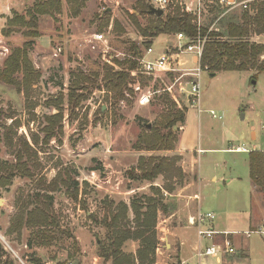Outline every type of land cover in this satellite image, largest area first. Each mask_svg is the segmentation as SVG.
Returning <instances> with one entry per match:
<instances>
[{
  "label": "rangeland",
  "instance_id": "obj_1",
  "mask_svg": "<svg viewBox=\"0 0 264 264\" xmlns=\"http://www.w3.org/2000/svg\"><path fill=\"white\" fill-rule=\"evenodd\" d=\"M58 1L59 5H51L50 0H0V71L13 50L32 42L29 57L42 75L29 100L15 87L0 82V110L14 114L22 124L11 143L1 145L0 160L15 164V152L24 144V138L32 147L33 135L44 138L42 129L46 126V117L58 114V109L49 102L55 98L64 99L62 136L48 146L35 147L39 153L34 159V166L38 169L39 177L30 180L17 176L11 185H0V264H36V260H41L42 264H112V260L105 261L98 255L109 232L99 223L119 204L130 206L133 199L150 196L151 186L164 187L166 183L163 177L154 182L140 179L141 174L136 169L141 157L166 156L180 160L178 165L186 178L182 186L176 185L175 192L166 201L171 206L170 215L176 214L168 224L173 226L177 220L185 225L187 216L195 212L186 200L175 196L195 180L196 169L192 173L191 168L195 165L197 154H182L179 152V142L175 150L168 152L149 153L133 149L145 131L159 121L165 109L162 97L168 94L164 91L165 85L160 80L131 77L129 88L133 94L124 92L125 99L113 106V95L103 82L107 63H104L99 49L93 50L85 42L93 34H106L112 64L115 59H130L132 43H137L141 51L145 48L139 41L140 34L131 16L137 17L136 21L143 28L148 27L154 19L140 14L138 0ZM147 2L149 5L150 1ZM216 14L214 11L207 18L206 26L213 24ZM241 15H229L221 26L222 31L226 22L232 19L238 21ZM22 19L36 28L22 26ZM12 20H18V23L10 26ZM111 25L112 30L109 31ZM7 30L12 31L10 36L4 33ZM33 31L38 32L40 37L33 40L29 38L27 35ZM250 40L264 44V34H253ZM152 41L156 53L164 52L167 46L176 45L174 35L161 34ZM179 60L182 65L178 68L184 71L197 68L191 56L184 54ZM80 73L88 76L89 81L76 94H84L87 100L73 114L68 104L69 89L72 75ZM180 74H170L164 81L168 86H174L181 107L191 109L189 119L196 116V144L207 150L200 155L201 163L197 167L204 179L201 186L204 198L201 211L215 215L214 226L236 230L239 241L237 250L233 245L234 254L206 257L200 261L197 249L211 246V240L200 241L197 238L195 244L194 238H191L190 244L179 254L180 258L176 251L169 257L160 234V252L156 264H180V261L182 264H264V233H259L264 232V211L259 204L258 211L254 209L252 182L248 181L251 179L245 163L248 155L222 151L233 134L246 135L248 125L263 118L264 73L219 72L212 77L209 72L203 71L199 78L201 97L197 107L190 106L186 94L182 95L179 91L180 85L187 91L191 89V82L196 78L184 77L176 83L175 79ZM137 86L141 87L140 91L135 90ZM146 97H149V103L143 102ZM244 114H247L245 121L241 118ZM11 123L8 120V125ZM173 130L180 140L183 126H175ZM237 145H244L249 150L252 148L245 139L237 142ZM210 159L217 161L218 166L211 163ZM64 170L71 172L80 189L78 200L72 199L63 187L53 194L54 210L60 220L61 231L67 232V235L58 231L56 238L61 239L60 242H54L50 247L29 249L27 242L32 230L23 231L22 236L9 234L12 220L22 207V203L19 207L18 200L27 201L29 196L39 192L38 180L41 176L51 182ZM230 175H239V181L231 184L220 182L221 179H229ZM214 176L217 178L216 183L212 182ZM223 185H227L226 189H222ZM261 205L264 206V202ZM129 217L132 220L133 213ZM164 217V214L159 213L158 236L165 226L162 222ZM259 225H263L262 228ZM254 228L258 233L250 238L244 236V233ZM68 234L71 238H68ZM215 243H221V239L217 238ZM139 245V242L129 241L123 251L136 255Z\"/></svg>",
  "mask_w": 264,
  "mask_h": 264
},
{
  "label": "trees",
  "instance_id": "obj_2",
  "mask_svg": "<svg viewBox=\"0 0 264 264\" xmlns=\"http://www.w3.org/2000/svg\"><path fill=\"white\" fill-rule=\"evenodd\" d=\"M51 5H59L58 0H50ZM138 9L141 15H148L154 21L146 28L136 21L137 17L131 16L133 24L139 32V41L144 47L153 44L152 39L161 34L176 35L183 33L188 37H196L199 32L193 22V17L183 13L180 8L165 13L162 18L149 15V5L147 0H138ZM256 14L243 13L240 20H230L225 23L223 31L211 32L208 28H203L202 36L208 37L203 57L201 60L202 71L210 74L219 72H247L255 71L257 75L264 73V44L251 42V35L261 36L264 34V2L254 5ZM22 26H36L25 23L22 19ZM18 23L12 20L9 25ZM156 25H158L156 27ZM6 36L12 34L11 30L4 32ZM36 39L40 34L33 31L27 35ZM32 42H28L22 48L13 50L7 58L4 68L0 71V82L15 87L19 93H23L27 100L32 97L34 87L41 80V73L34 67L29 57ZM132 55L130 59L120 61L114 60V65L104 66L103 82L108 92L112 93L113 106L125 99L124 92L133 91L129 88L132 81L130 72L138 68L137 58L141 57L142 51L137 43H132L130 48ZM115 67L119 68L117 70ZM20 78V79H19ZM257 78V77H255ZM72 85L69 93V108L74 114L81 103L87 100L84 94L78 95L77 91L82 90V86L89 81V77L80 73L72 75ZM110 100H108L109 102ZM51 106L58 109V114L46 117V126L42 129L44 138L37 134L33 135L32 147L24 138V144L15 152V164L4 163L0 160V185H11L12 180L17 176L35 180L39 177L38 169L34 166V159L38 157L35 147L48 146L53 140L59 139L63 134V108L64 99L55 98L49 102ZM165 109L162 111L159 121L139 138L133 149L138 152H168L176 149L179 142L175 126H184L188 108H178V105L168 94L162 97ZM11 120V125H8ZM22 126L21 122L14 114L0 110V151L3 143H11L13 135ZM20 142V140H19ZM178 158L169 157H141L138 168L140 179L154 182L163 177L164 187L151 186V195H143L131 201L130 206L126 203L119 204L115 211H111L99 225L108 229V236L100 248L99 257L105 261L112 260V264H156L157 250L160 239L158 236L159 213L168 216L171 214V206L166 204L169 196L176 190V185H183L186 175L179 167ZM249 169L253 184L259 192L264 194V153L251 152L249 155ZM132 175V174H131ZM134 177V176H133ZM39 192L29 196L27 201L18 200V205L22 203L19 212L14 216L9 234L22 236L23 231L30 232L27 246L50 247L54 242H60L56 238L59 231L62 235L67 232L61 231L60 220L54 210V193L59 191V187L66 188L67 193L74 200H78L80 195L79 183L73 180L69 170L60 171L57 176L47 182L42 176L38 180ZM133 213L131 220L129 215ZM93 217V216H91ZM94 219V218H93ZM98 221V220H96ZM68 238H71L68 234ZM129 241L139 242V249L135 254H126L123 251L125 244ZM76 246V245H75ZM74 258L72 257V260ZM36 264H42L41 260H36Z\"/></svg>",
  "mask_w": 264,
  "mask_h": 264
},
{
  "label": "built area",
  "instance_id": "obj_3",
  "mask_svg": "<svg viewBox=\"0 0 264 264\" xmlns=\"http://www.w3.org/2000/svg\"><path fill=\"white\" fill-rule=\"evenodd\" d=\"M149 5L163 10L164 13L173 11L176 8L193 17V22L199 32L196 37H188L187 35L180 33L174 35L176 45L172 47L167 46L162 53H156L153 48V44L149 47H145L142 50L141 57L137 58L138 68L135 71L130 72L133 78H144L152 80H160L165 85V92L170 94L177 103L178 107L182 109L181 104L176 95V90L173 85L168 86L164 78L170 74H180L176 79V83L180 82L184 77H194L195 81L191 82L188 91L180 85L179 91L182 95L186 94L187 102L192 107H197L200 104V83L199 78L203 72L201 69V60L205 50L206 43L208 42L207 36H202L201 31L203 28H208V34L211 32H221L222 24L229 15L236 13H250L254 15L256 10H253L254 5L262 3L264 0H149ZM217 12L215 20L211 26H206L207 18H209L213 12ZM112 30V25L109 27V31ZM91 49H99L104 63L111 66L112 57L110 54L109 40L106 38V34L96 33L90 36L85 41ZM62 51V50H60ZM188 55L192 57L193 64L197 66L193 71H184L181 68L182 63L179 60L181 55ZM117 70L119 68L115 67ZM136 91H140L141 87L137 86ZM175 91V92H174ZM145 103H149V97L143 100ZM214 118L216 115L212 112ZM239 152H247L245 148H238ZM216 219L213 213L199 212L196 216L190 217L188 223L190 226L197 229V235L199 240H211L213 244L206 248L197 249V257L202 261L206 257H217L224 254H234L235 248L229 238L230 233H221L215 230L213 222ZM254 233L248 231L244 233V236L250 238ZM263 233V232H259ZM221 239V243H215V240Z\"/></svg>",
  "mask_w": 264,
  "mask_h": 264
},
{
  "label": "crops",
  "instance_id": "obj_4",
  "mask_svg": "<svg viewBox=\"0 0 264 264\" xmlns=\"http://www.w3.org/2000/svg\"><path fill=\"white\" fill-rule=\"evenodd\" d=\"M264 2V1H263ZM262 36V35H261ZM257 75V74H256ZM190 108V107H189ZM191 109H188V112L186 114V122L183 126V132L181 134L180 140H179V152L182 154H193L196 153L197 157H195V165L191 168V172L195 171V176L193 178V182L189 183L187 186L179 190V192L176 194V198H180L181 200H186L188 205H191V208L195 211L194 213H191L189 216H187V220H189L190 217L196 216L199 212H202L204 198L201 190V186L203 184V178L202 175H200V171L198 172V166L201 163V156L204 152H207L206 149H203L202 147H197L196 139H197V120L194 122L196 116H192L189 119V113ZM243 117V118H242ZM247 114H244L241 116L242 120H246ZM197 119V118H196ZM255 123L249 124L248 128L246 129V135L241 133L239 134H233L232 138L228 141L227 147H224L222 150L223 152L229 153V154H247L248 157L245 158V163L247 164L249 168V155L251 152H262L264 153V116L263 118L260 117L258 120L256 119L254 121ZM240 133V132H239ZM247 140V142L252 146V148L249 150L246 146H240L235 144L241 140ZM243 142V141H242ZM238 148H245L248 151L247 152H239L237 151ZM153 153V152H149ZM155 153V152H154ZM211 163H214L216 166H218L217 161H214L210 159ZM250 173V169H249ZM239 175L233 176L230 175L229 179H221L220 182L224 184H231L234 181H239ZM251 179V176H250ZM252 182L251 180H248ZM212 182L216 183L217 178L214 176L212 178ZM250 183V182H249ZM227 185H223L222 189H226ZM251 192H252V202L254 201L253 205H255L254 209L257 210L258 204L260 205L261 209L264 211V206L261 205L264 202V194L259 192L258 189L255 187V185L251 184ZM133 191V190H132ZM255 198V199H254ZM188 200V201H187ZM257 200V201H256ZM253 209V210H254ZM258 211V210H257ZM256 211V213H257ZM254 212V211H253ZM208 213V212H207ZM212 213V212H210ZM255 213V214H256ZM176 214L168 215L164 217V220L162 221L165 225L159 232V239L161 241V235L164 239V248L169 253V257H171V253L176 251L178 252V258L179 254L184 250V247L190 244L191 238H194L195 244L197 243V229L195 227H192L187 222L185 225L180 223V221L176 220V224L173 226H170L168 223L169 221L174 218ZM256 216V215H255ZM263 225H259V228H262ZM215 230L221 233H230L229 236L231 242L233 243L234 247L237 250L236 244L239 241L237 238V232L236 230L228 229V228H221L217 226H212ZM253 228V227H252ZM257 228V227H255ZM250 229L249 231L255 232L256 230ZM248 232V231H247ZM261 232V231H260ZM264 233V232H263ZM161 234V235H160ZM199 240V238H198ZM160 252V247L157 250V255ZM243 256H247L245 253H242ZM220 262V260H219ZM180 264L181 261H180Z\"/></svg>",
  "mask_w": 264,
  "mask_h": 264
},
{
  "label": "water",
  "instance_id": "obj_5",
  "mask_svg": "<svg viewBox=\"0 0 264 264\" xmlns=\"http://www.w3.org/2000/svg\"><path fill=\"white\" fill-rule=\"evenodd\" d=\"M164 11L163 10H160V9H156L152 6H149V15H152V16H155L157 18H162L164 16ZM212 77H215L216 74H211ZM243 118V117H242ZM149 127H151V125H149ZM0 205H1V202H0Z\"/></svg>",
  "mask_w": 264,
  "mask_h": 264
}]
</instances>
